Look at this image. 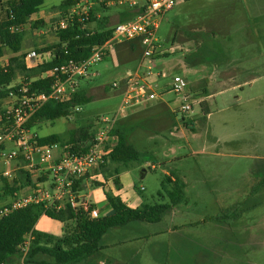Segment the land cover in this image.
<instances>
[{"label": "rangeland", "instance_id": "1", "mask_svg": "<svg viewBox=\"0 0 264 264\" xmlns=\"http://www.w3.org/2000/svg\"><path fill=\"white\" fill-rule=\"evenodd\" d=\"M63 1H45L24 28L21 52L15 55L7 49L1 67L13 57L28 67L49 59L38 53L33 59L29 54L58 42L55 28ZM90 1L96 4L98 18L109 19L110 28L130 10L120 3L124 0ZM37 21L42 22L38 27ZM158 21L155 54L145 61L141 72L154 66L148 83L160 98L134 105L119 117L120 122L128 117V140L143 158L131 168L134 181L130 185H113L122 190L121 197L136 196L149 205L170 201L166 193L165 198L159 195L166 174L183 179L188 189L175 214L166 212L161 222L150 225L149 233H161L135 243L140 254L134 264H264V188L252 192L264 179V0H176L174 8ZM96 27L97 22L90 28ZM227 36L236 39H225ZM252 36L258 39H247ZM127 43L118 47L121 59L118 51L114 52L94 66L95 76L81 82L92 98L82 111L70 118L45 121L30 135L64 136L78 127H98L100 117L117 114L123 96L112 85L123 80L128 71H136L143 54L142 47L134 49ZM226 58L243 59L238 64L252 66L249 74L258 79L252 85L249 75L239 82L240 72L231 69L223 73ZM160 73L167 77H159ZM177 76L188 83L185 94L192 110L187 114L179 111L183 96L172 90ZM25 80V73L18 70L13 85ZM246 81L243 88H235ZM9 102L10 96L3 99L0 117ZM184 119L193 121L192 126ZM16 147L11 141L0 145V175L8 169L2 155ZM143 170L148 174L145 180L140 177ZM17 174L22 185L25 181L29 184V179L31 184L43 179L42 175L32 178L27 172ZM6 182L0 183V208L13 201L12 195L5 194ZM101 187L92 181L82 191L83 199L102 205L105 198L101 201L94 195ZM14 258L16 264H24L22 255Z\"/></svg>", "mask_w": 264, "mask_h": 264}, {"label": "trees", "instance_id": "2", "mask_svg": "<svg viewBox=\"0 0 264 264\" xmlns=\"http://www.w3.org/2000/svg\"><path fill=\"white\" fill-rule=\"evenodd\" d=\"M45 1L0 0V59L5 56L7 49L16 55L21 52L24 28L40 13ZM74 4L73 0H64L59 6L61 16L57 20L55 28L58 42L37 50L39 55H48L49 59L43 60L35 67H28L18 57H13L8 60L7 66H0V113L2 112L3 99L8 97L12 90H17L23 84H30L34 91L49 93L53 79L42 78L44 73L70 60L84 61L90 57L95 46L105 43L112 37L114 27H108L109 19L107 17L98 18L95 10L90 11L89 18L82 21L78 16H75L73 20L68 21V28L61 29L60 22L66 18ZM132 16L131 11L122 13L119 22L126 21ZM95 22H97V27L91 29V24ZM40 24L42 22L37 21L35 26L38 27ZM127 44L134 49L141 47L140 42H128ZM23 56L27 58L28 55L24 54ZM18 70L25 73L26 80L24 83L13 85ZM91 100L87 91L82 88L69 103L50 101L30 119L26 128L32 131L45 121L53 122L61 118H70L77 113L74 110L75 107L84 106ZM204 113L207 115L208 111L204 109ZM184 122L190 127L193 121L187 122L184 119ZM98 130L99 127H95L93 124L78 127L64 136L59 134L44 137L35 135L34 138L39 145L54 143L88 145ZM112 136L117 138L116 145L112 151L106 154L105 162L100 167V172L103 171L105 177L108 172L112 174L109 170L111 166H115V173L119 174L121 169L130 170L133 164L140 163L143 158L142 153L129 142L125 132L118 126L113 130ZM172 177L174 175L165 176L162 189L159 192L162 198H165L163 192L166 193L170 200L167 203L148 204L142 208L133 209L128 207L120 197L106 192L112 213L100 218H91L83 208L73 209L68 203H63L60 209L44 204L32 205L26 209L14 211L8 216H0V264H10L14 257L21 255L20 247L27 237H31V242L24 264H85L90 259H96L102 253L104 237L111 229L126 227L135 222L159 223L167 211L176 208L186 200L184 183L176 178L175 184L172 185ZM84 178L76 181V193H79ZM45 180L46 178L41 179V181ZM115 183L119 184L120 182L116 179ZM96 186L103 185L96 183ZM169 186H172L171 190ZM263 188L264 179L258 186L253 187L252 192L256 194ZM16 190H20V188L5 183V194L12 195ZM91 207L94 208V206ZM44 215L63 224L61 236L36 229L40 218Z\"/></svg>", "mask_w": 264, "mask_h": 264}, {"label": "built area", "instance_id": "3", "mask_svg": "<svg viewBox=\"0 0 264 264\" xmlns=\"http://www.w3.org/2000/svg\"><path fill=\"white\" fill-rule=\"evenodd\" d=\"M68 15L60 22V28H68V21L78 16L82 21L89 18L90 11L95 5L90 0H73ZM120 3L128 6L133 16L114 26L112 37L101 45L93 48L90 57L84 61L70 60L58 65L42 75V78H52L50 92L32 90L30 84H23L17 90L10 92V102L0 117V145L11 141L17 147L3 154V161L8 169L0 175V183L7 181L12 186L20 188L12 194V203L0 208V216H8L14 211L26 209L32 205L62 207L68 203L73 209L83 208L91 218H100L102 213L92 208L88 202H82L76 193V181L95 174L105 162L107 153L115 147L117 138L112 136L116 129L119 117L127 109L141 103L155 101L160 98L155 93L148 80L152 77L154 66L148 67L147 73L141 70L145 61L151 59L156 50V32L159 27L158 18L173 9L176 0H124ZM100 18V17H99ZM127 42H140L142 47V60L136 71H128L123 80L115 82L112 87L123 96V105L120 111L112 116L99 118V130L91 143L78 145H63L60 143L39 145L26 128L30 119L48 102L69 103L82 89L81 82L88 80L97 73L93 68L98 63L117 53L118 47ZM37 58V52L29 54ZM166 78L165 73L158 74ZM188 83L180 76L173 80L172 90L175 94L183 96L179 111L187 114L192 110L188 102L186 91ZM82 111V106L74 109ZM27 172L37 177L46 178L34 180L30 185L16 183L17 172ZM31 237L20 247V253L26 257L30 247Z\"/></svg>", "mask_w": 264, "mask_h": 264}, {"label": "crops", "instance_id": "4", "mask_svg": "<svg viewBox=\"0 0 264 264\" xmlns=\"http://www.w3.org/2000/svg\"><path fill=\"white\" fill-rule=\"evenodd\" d=\"M217 39V38H214ZM225 39H236V38H232L231 36H227ZM246 39V38H245ZM247 39H258V37L252 36L249 37ZM216 51V49H211ZM122 51L118 50V56L121 59V57H123L121 54ZM16 55V54H15ZM5 57V56H4ZM3 57V58H4ZM220 57V56H219ZM1 58V59H3ZM0 59V60H1ZM215 60H222V58H214ZM251 59H257V57L252 58ZM239 60H243L241 58H226V62H225V70L223 73L233 69L236 70L237 72H240L237 76H239V82L242 81L243 79H245V75H249L252 80L250 83H253L258 79L255 78V76L253 74H249V72H251L253 70L252 66L249 67H242L240 66V64H238ZM8 63V61H7ZM240 70V71H239ZM223 77H226L223 74ZM236 82V81H234ZM238 83V82H236ZM248 82L246 81L243 84H237L235 86L236 87H241L243 88L245 84H247ZM220 85H226L225 83H221ZM226 87V86H224ZM223 89V88H221ZM222 91V90H221ZM128 117H126V119H124V121H119L117 124L118 127L123 130L125 132V134L127 135V137H129L130 133H128V131L126 130L127 124H128ZM115 141V145H116ZM154 168V167H153ZM110 172L112 174H110L108 172V174H106L107 176L105 177L103 171L100 172L97 171L95 174L90 175L88 177V179L85 180L83 183L81 184V187L79 188V196H80V200L82 202H88L85 201L83 199L82 196V191L87 188L88 186H91V182L94 181L96 183H100L103 186L101 188H99L98 190H96L94 192V195L100 199L102 201L103 198H105V202L102 203V205L100 204V206H98L97 204H92L91 202H88L91 206H94V208L98 209L101 213L102 216L104 215H110L112 213V208L108 203V199L106 197V192L109 191L110 194H112L115 197H120L122 199V201L130 208L136 209V208H142L145 205H148L147 202H145L146 200H142L136 196H134L133 198H123L121 197V193L122 190L121 189H116L113 185V183L115 182L116 179L119 180V182H121L123 184V186L126 185H130L134 180V178L132 177V170H124L121 169L119 174H116V167L115 166H111L109 168ZM100 173V175H99ZM98 174V175H97ZM166 175H174L172 173L166 174ZM28 176H31L30 174ZM148 174L145 170L142 171L141 173V179L145 180L147 178ZM30 178V177H29ZM34 178V177H32ZM176 178L177 177H172V185L175 184L176 182ZM180 179V178H179ZM181 180V179H180ZM184 185H185V195L187 197V189H188V184L184 182V180H181ZM26 182V181H25ZM23 183V185H30V179L28 180L29 184ZM18 183V182H17ZM11 185V184H10ZM135 185V184H134ZM106 191V192H105ZM171 212H173L172 214H175V208L172 210H169ZM167 211V212H169ZM50 220V221H47ZM43 224V225H42ZM156 224V223H155ZM150 223H131L126 227H118V228H113L111 229L104 237L103 240V246L104 249L102 251V253L94 260L90 259L89 261H87L85 264H89L91 261H95L94 264H134V262L136 261L138 255L140 254V250L138 249V247L136 246L135 243H140L143 242L147 239H149V237L153 236V235H159L161 232H154V233H149V228H150ZM36 229L38 231L41 232H45V233H49L55 236H61L62 232H63V224L57 220H54L52 218H49L48 216H42L36 226ZM173 229H177V226L174 225ZM108 253V254H106ZM16 258H13L10 261V264H16Z\"/></svg>", "mask_w": 264, "mask_h": 264}]
</instances>
